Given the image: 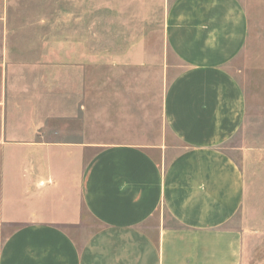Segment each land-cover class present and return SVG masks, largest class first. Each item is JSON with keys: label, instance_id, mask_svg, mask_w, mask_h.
<instances>
[{"label": "crops", "instance_id": "1", "mask_svg": "<svg viewBox=\"0 0 264 264\" xmlns=\"http://www.w3.org/2000/svg\"><path fill=\"white\" fill-rule=\"evenodd\" d=\"M163 27L183 65L162 97L172 141L91 155L90 142L47 137L36 113L11 111L0 83V219L16 225L0 264L240 263L244 183L224 148L246 117L230 67L248 18L239 0H172Z\"/></svg>", "mask_w": 264, "mask_h": 264}, {"label": "rangeland", "instance_id": "2", "mask_svg": "<svg viewBox=\"0 0 264 264\" xmlns=\"http://www.w3.org/2000/svg\"><path fill=\"white\" fill-rule=\"evenodd\" d=\"M171 1L0 0V83L18 103L10 110L36 113L47 137L90 142L91 155L112 143L172 141L162 97L183 65L164 35ZM239 1L249 33L230 69L246 117L224 150L244 183L232 222L239 264H264V0ZM15 227L0 219V247Z\"/></svg>", "mask_w": 264, "mask_h": 264}]
</instances>
